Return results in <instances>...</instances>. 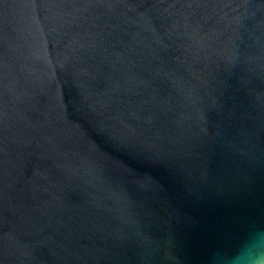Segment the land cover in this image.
<instances>
[{"label": "water", "instance_id": "obj_1", "mask_svg": "<svg viewBox=\"0 0 264 264\" xmlns=\"http://www.w3.org/2000/svg\"><path fill=\"white\" fill-rule=\"evenodd\" d=\"M264 226V0H0V264H209Z\"/></svg>", "mask_w": 264, "mask_h": 264}, {"label": "clouds", "instance_id": "obj_2", "mask_svg": "<svg viewBox=\"0 0 264 264\" xmlns=\"http://www.w3.org/2000/svg\"><path fill=\"white\" fill-rule=\"evenodd\" d=\"M209 264H264V226L250 224L234 248L215 250Z\"/></svg>", "mask_w": 264, "mask_h": 264}]
</instances>
